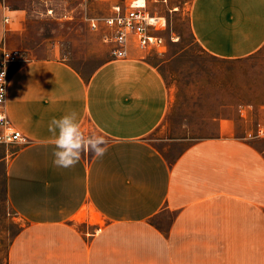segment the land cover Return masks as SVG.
<instances>
[{"label": "crops", "instance_id": "obj_1", "mask_svg": "<svg viewBox=\"0 0 264 264\" xmlns=\"http://www.w3.org/2000/svg\"><path fill=\"white\" fill-rule=\"evenodd\" d=\"M189 27L209 54L248 57L264 47V0H192ZM147 56L111 55L88 77L58 55L9 66V114L29 141L11 145L6 162L7 199L25 220L7 264H264L263 140L227 119L166 156L150 136L172 89ZM73 110L107 152L57 168L48 125Z\"/></svg>", "mask_w": 264, "mask_h": 264}, {"label": "rangeland", "instance_id": "obj_2", "mask_svg": "<svg viewBox=\"0 0 264 264\" xmlns=\"http://www.w3.org/2000/svg\"><path fill=\"white\" fill-rule=\"evenodd\" d=\"M18 14L11 24L7 46L20 47L26 57L61 56L88 77L107 58L109 46L89 27L87 17L108 13L107 2L84 0H2ZM192 0L153 4L169 21L163 54L147 58L159 65L172 89L171 106L162 125L150 136L166 156L173 158L197 138L219 133L223 120L234 122L235 133L251 132L264 146V47L237 60L206 52L189 27ZM49 9H53L52 13ZM243 110L241 112L240 110ZM93 128L88 124L84 135ZM11 145L0 144V264H7L9 246L25 220L10 206L5 188L6 162Z\"/></svg>", "mask_w": 264, "mask_h": 264}, {"label": "built area", "instance_id": "obj_3", "mask_svg": "<svg viewBox=\"0 0 264 264\" xmlns=\"http://www.w3.org/2000/svg\"><path fill=\"white\" fill-rule=\"evenodd\" d=\"M72 1V0H67ZM109 3L108 13L87 17L89 27L99 32L104 43L109 46L115 58H128L133 48L146 55L163 54L167 50L168 39L176 41L179 36L172 31L166 36L169 21L165 14L152 9L153 4H168L169 0H84ZM5 21L19 23V15L5 6ZM53 9H49L52 13ZM27 57L20 47H5L0 61V72L4 73V104L0 102V144L13 145L28 142L29 138L15 126L8 109L9 66L22 62ZM253 136L252 133H250Z\"/></svg>", "mask_w": 264, "mask_h": 264}, {"label": "clouds", "instance_id": "obj_4", "mask_svg": "<svg viewBox=\"0 0 264 264\" xmlns=\"http://www.w3.org/2000/svg\"><path fill=\"white\" fill-rule=\"evenodd\" d=\"M4 83V73L0 72V102L6 104ZM48 131L55 138L52 163L57 168H74L82 152H90L97 158H102L107 152L104 135L94 133L86 137L80 130L78 113L74 110L59 118L54 117L49 122Z\"/></svg>", "mask_w": 264, "mask_h": 264}]
</instances>
